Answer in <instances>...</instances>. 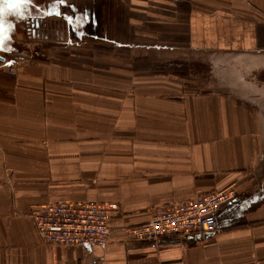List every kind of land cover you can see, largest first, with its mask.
<instances>
[{
  "label": "crops",
  "instance_id": "1",
  "mask_svg": "<svg viewBox=\"0 0 264 264\" xmlns=\"http://www.w3.org/2000/svg\"><path fill=\"white\" fill-rule=\"evenodd\" d=\"M15 2L37 25L33 43L157 54L158 66L4 64L19 77L0 72V264H264V0ZM10 12L0 3V24ZM228 187L238 197L215 232L125 234L160 207ZM58 201L119 204L109 242L44 244L31 214Z\"/></svg>",
  "mask_w": 264,
  "mask_h": 264
},
{
  "label": "built area",
  "instance_id": "2",
  "mask_svg": "<svg viewBox=\"0 0 264 264\" xmlns=\"http://www.w3.org/2000/svg\"><path fill=\"white\" fill-rule=\"evenodd\" d=\"M237 197L234 187L199 194L193 200L160 207L151 213L149 222L124 231L129 240L141 242L209 234L217 231L220 209ZM119 215L116 203L58 201L35 208L31 217L44 244L70 247L106 244L111 235L110 223Z\"/></svg>",
  "mask_w": 264,
  "mask_h": 264
},
{
  "label": "rangeland",
  "instance_id": "3",
  "mask_svg": "<svg viewBox=\"0 0 264 264\" xmlns=\"http://www.w3.org/2000/svg\"><path fill=\"white\" fill-rule=\"evenodd\" d=\"M3 1L4 2H0V3L4 4L5 6L11 7L10 13L12 12L20 13L18 9H13V4L9 3L10 0H3ZM12 1L15 2L16 0L15 1L12 0ZM26 22H27V17H24V16L21 18L19 17L17 20V16H16V18H11V20L8 21V24H0V29H1L0 31V39H1L0 56L6 59L5 62L0 61V72L1 73L7 74L9 76H13L14 78L19 77L18 69L14 67L15 65H17L18 63L17 61L19 60V58L25 59V60H22L25 63L26 62L29 63L31 61L35 63V62H40V61H45V60L46 61L47 60L48 61L64 60L66 63H75L76 61L87 62L89 61L90 58L93 59V56L95 57V60L98 61L96 64H99V61H100L103 65L107 64L108 61H110L108 59H111V58L115 59L114 57H117L119 59V65H124L120 63H129L131 59H138V60L141 59V61H143L145 65H147V67H151L153 69H156L157 71V67H155V66H158L157 59L150 58V57H157V54H97V55L95 54H58L60 52H64L68 48L66 46H62L60 42L57 44L46 43V42L45 43L44 42H39V43L34 42L33 43L32 41H30L27 33L30 30L37 29V26L35 27V29L33 26L27 27ZM41 33L43 37L44 35L48 36L45 34L44 31H42ZM58 37L60 38L61 36H58ZM62 38H64L63 41L65 42L70 41V43H72L73 40H76V38H74L73 32H68V33L64 32V36ZM31 47L32 48L35 47L36 49L35 54H30ZM88 48H93V47H88ZM48 51L54 52V54H50ZM62 56L65 58L59 59ZM78 56H81V57L85 56L86 58L82 59ZM143 56H147L150 59L143 60V58H147ZM147 62H151V63L148 65ZM4 64H11V65L14 64V66L8 67V66H5ZM198 72L199 74L198 75L196 74L194 78L195 82L198 81L197 89L202 88L199 81H204L205 77H207V74L205 75L206 73L205 68L204 69L202 68L201 70L198 69ZM215 79L217 81V78ZM194 92H196V90Z\"/></svg>",
  "mask_w": 264,
  "mask_h": 264
},
{
  "label": "trees",
  "instance_id": "4",
  "mask_svg": "<svg viewBox=\"0 0 264 264\" xmlns=\"http://www.w3.org/2000/svg\"><path fill=\"white\" fill-rule=\"evenodd\" d=\"M0 2H4L3 0H0ZM9 3H11V4H13V9H18L19 10V12L20 13H18V12H16V13H14V12H12V14L16 17H28V15H27V13H29L28 12V8H26L25 7V5H24V2H13L12 0H10L9 1ZM19 7V8H18ZM23 10H22V9ZM21 10V11H20ZM18 14V15H17ZM0 31H1V29H0ZM0 41H1V39H0Z\"/></svg>",
  "mask_w": 264,
  "mask_h": 264
},
{
  "label": "water",
  "instance_id": "5",
  "mask_svg": "<svg viewBox=\"0 0 264 264\" xmlns=\"http://www.w3.org/2000/svg\"><path fill=\"white\" fill-rule=\"evenodd\" d=\"M36 26H37V25H36ZM5 60H6L5 58H3V57L0 56V61H1V62H5Z\"/></svg>",
  "mask_w": 264,
  "mask_h": 264
},
{
  "label": "flooded vegetation",
  "instance_id": "6",
  "mask_svg": "<svg viewBox=\"0 0 264 264\" xmlns=\"http://www.w3.org/2000/svg\"><path fill=\"white\" fill-rule=\"evenodd\" d=\"M29 33H32V30H30ZM44 36H45V35H44Z\"/></svg>",
  "mask_w": 264,
  "mask_h": 264
}]
</instances>
